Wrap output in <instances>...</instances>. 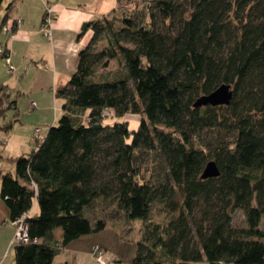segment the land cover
I'll return each instance as SVG.
<instances>
[{"label": "trees", "instance_id": "obj_1", "mask_svg": "<svg viewBox=\"0 0 264 264\" xmlns=\"http://www.w3.org/2000/svg\"><path fill=\"white\" fill-rule=\"evenodd\" d=\"M133 1L83 24L89 41L54 89L60 116L43 135L33 127L31 151L0 171L8 222L23 219L28 236L11 240L13 264H56L72 241L103 231L105 208L142 222L128 264H264V0ZM111 61L116 72L96 73ZM221 84L228 105L195 107ZM11 91L0 83V117L18 116ZM212 161L219 174L201 178Z\"/></svg>", "mask_w": 264, "mask_h": 264}, {"label": "crops", "instance_id": "obj_2", "mask_svg": "<svg viewBox=\"0 0 264 264\" xmlns=\"http://www.w3.org/2000/svg\"><path fill=\"white\" fill-rule=\"evenodd\" d=\"M106 2L107 0H4L5 5L2 4L4 8L10 4L7 26L16 20L19 23L14 34L4 33L7 40L2 43V46L8 49L10 64L14 67V73L19 71L18 77L20 79L18 78L14 84L19 89L17 96H26L30 101L29 109L36 110L32 113L37 114V121L41 127L49 125L45 123V118L52 121L50 124H54L59 117V113H61L60 101L54 97V89L63 85L74 73L79 51L84 49L90 36V33L86 32L78 38V34L82 31L81 28L84 23L105 14ZM45 4H50L54 9L53 21L50 25V39L40 30ZM21 79L28 80L30 83L27 86H22L25 84L21 83ZM31 102L35 103L34 108L31 107ZM23 125V122L14 125L10 131L12 134L4 139L3 144L6 145L4 156L8 162L11 158L24 154L22 153L24 148H33L31 143L32 128L26 129ZM16 128H19L23 134L27 133L26 136L18 133ZM21 135L25 138H22ZM9 163L11 165V162ZM34 211L32 212L34 213ZM0 212L3 217L2 222L9 224L6 225L8 232L4 239L9 246L14 237L15 226L8 222V212L5 206L0 208ZM84 240L91 244V248L89 247L88 250L90 254L93 249L92 245H97L93 237H82L81 240L72 241L64 249L69 248L70 252L76 253L77 256L74 255L71 259L72 264L78 255L82 254L77 247L81 246ZM90 254L86 256L91 262ZM67 259H70V256L64 261Z\"/></svg>", "mask_w": 264, "mask_h": 264}, {"label": "rangeland", "instance_id": "obj_3", "mask_svg": "<svg viewBox=\"0 0 264 264\" xmlns=\"http://www.w3.org/2000/svg\"><path fill=\"white\" fill-rule=\"evenodd\" d=\"M128 3H129L130 8H133L132 5H136L137 10L143 7V2L140 0H134L133 2H128ZM45 5L50 6V4H45ZM115 5H116L115 0H107L105 4V9L107 10L105 12L110 13L113 10V8L116 7ZM3 8L4 6L2 5L0 9L1 17L5 13V10H3ZM44 11L45 10H43V15H44ZM4 29H6V31L9 32L10 26H5ZM45 36L48 39L51 38V35H45ZM6 40H7L6 34L0 32V48L3 47L2 43H4ZM118 69H119V64H117L116 61H111L107 69L104 70V69L99 68L96 70V73L100 75H106L108 73L110 74V73L116 72ZM9 70H10L9 66H6L5 60L0 56V83H4L10 88L12 87L14 88L11 91V99L18 101L17 110L19 111L17 117L15 116L14 111L12 110L6 111L5 114L2 117H0V127H3L11 122L13 123L14 119H18L19 122L20 121L23 122L24 124L23 126L26 129L33 128L35 126H40L37 121L38 120L37 114L32 113V112H35L36 110L29 109L30 101L26 98V96H23V95L17 96L18 94L17 90L19 89L15 87L14 84L18 80V78L20 79V77H18L19 71L12 73ZM32 75H33V70H32ZM21 83L25 84L22 86H27L30 83V81L22 80ZM60 114L61 113H59V116ZM127 117L130 119L129 128L133 130V128H135L137 125L138 117L134 115L127 116ZM45 123H48L50 125L52 121L49 120L48 118H45ZM16 129L18 133H21L19 128H16ZM45 131H46V128L45 126H43L40 132L43 135L45 134ZM10 134L12 133L10 132ZM26 134L27 133L23 135L26 136ZM24 136L21 135L22 138H25ZM5 137H6L5 133L2 130H0V171L11 172L13 171L14 167L12 164L10 165V163L7 161L6 156H4L5 155L4 147L6 145L3 143L5 141L4 140ZM30 149L31 148L26 147L22 150V153H29L31 151ZM147 162H149V159L146 160V163ZM2 206L4 207V204L2 201H0V208H2ZM33 210L35 211L34 213L31 212L33 213L32 215H36L38 213L37 207L35 206V208H33L31 211ZM112 211L113 209H110V208L109 209L105 208L103 212L101 210H98V214H104L105 218H107L106 227L103 229L102 232L92 233L91 235L82 236V237H91V238L93 237L96 241L95 243L97 244L95 246H99L104 249L102 250L103 252L104 251L106 252V253L104 252V255H105L104 263L113 264L112 262L115 259L116 264H128L135 255V252H136L135 245L140 238L142 222L139 219L130 220V221H127L126 219L125 221L121 219H117L118 218L117 216L119 213L118 212L115 213L114 211H113L114 213H112ZM88 214L92 217L96 213L94 210H91L88 212ZM152 215L154 216L153 217L154 221L159 222V220H162L163 218L162 216L159 215V208L157 209L156 206L154 207L152 211ZM2 219L3 217L0 212V264H13V259H14L13 248L10 245L8 246L4 241L7 235V232H8V227L6 225H9V224L5 222L3 223ZM233 224H235V226L244 225L243 216L240 211L235 212L234 217H233ZM260 228L264 231V215L262 216L260 220ZM93 245H92V248L94 247ZM89 247L91 248V244L89 242H87L86 240L82 241V245L77 247L79 249L78 251H80L82 254L78 255L76 260H74V264H97L96 260L92 256V253L90 254V252L88 251ZM88 254H90V257L92 258L91 262L87 259ZM74 255H76V253H74L73 251L70 252L68 248L64 250L63 252H60L59 255H57L54 258V263L57 264L60 262H64V259L69 258L70 256V259H67L65 261L68 262V264H72L73 261L71 259L74 257Z\"/></svg>", "mask_w": 264, "mask_h": 264}, {"label": "built area", "instance_id": "obj_4", "mask_svg": "<svg viewBox=\"0 0 264 264\" xmlns=\"http://www.w3.org/2000/svg\"><path fill=\"white\" fill-rule=\"evenodd\" d=\"M44 15L42 17V24H41V27H40V30L45 34V35H50V25L53 21V15H54V9L52 8V6H47V5H44ZM19 23V21L17 20V24ZM3 32L5 33L6 32V29H3ZM0 53H2V51H0ZM6 66H9V71L12 72L14 71V68L10 65V61H9V58L7 57L6 58ZM32 106H35L34 103H31ZM23 219H19V220H15L14 221V225L16 227L15 229V232H14V240L13 242L15 241H26L27 239V233H26V226L24 225V223L22 222ZM12 242V243H13ZM94 258L97 262V264H107V263H104V258H105V255H104V252L99 249V248H95L94 250Z\"/></svg>", "mask_w": 264, "mask_h": 264}, {"label": "water", "instance_id": "obj_5", "mask_svg": "<svg viewBox=\"0 0 264 264\" xmlns=\"http://www.w3.org/2000/svg\"><path fill=\"white\" fill-rule=\"evenodd\" d=\"M232 97V90H230L229 86L221 84L220 87L215 89L213 92L209 93V95L201 96L195 102V107H199L201 105H228L230 103V99ZM203 173L201 178L213 177L219 174L218 169L216 168L214 162H209L206 164L203 169Z\"/></svg>", "mask_w": 264, "mask_h": 264}, {"label": "bare ground", "instance_id": "obj_6", "mask_svg": "<svg viewBox=\"0 0 264 264\" xmlns=\"http://www.w3.org/2000/svg\"><path fill=\"white\" fill-rule=\"evenodd\" d=\"M16 24H17V20H16Z\"/></svg>", "mask_w": 264, "mask_h": 264}]
</instances>
